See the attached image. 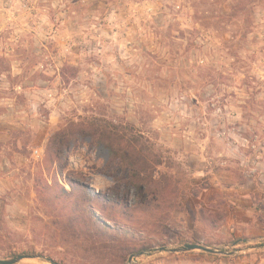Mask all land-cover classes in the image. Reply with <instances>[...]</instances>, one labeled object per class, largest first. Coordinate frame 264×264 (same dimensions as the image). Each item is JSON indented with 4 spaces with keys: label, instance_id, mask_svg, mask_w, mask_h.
Instances as JSON below:
<instances>
[{
    "label": "rangeland",
    "instance_id": "374dc122",
    "mask_svg": "<svg viewBox=\"0 0 264 264\" xmlns=\"http://www.w3.org/2000/svg\"><path fill=\"white\" fill-rule=\"evenodd\" d=\"M20 254L264 264V0H0V258Z\"/></svg>",
    "mask_w": 264,
    "mask_h": 264
},
{
    "label": "water",
    "instance_id": "95a60500",
    "mask_svg": "<svg viewBox=\"0 0 264 264\" xmlns=\"http://www.w3.org/2000/svg\"><path fill=\"white\" fill-rule=\"evenodd\" d=\"M202 249L205 251H216L208 246H204L200 243H188L186 244L183 248H179V249H175V251H181V250H189V249ZM24 257H29L28 255H24V254H20L17 257L14 258H9V259H5V258H0V264H14L17 261H19L20 259L24 258ZM133 257V256H132ZM131 257V258H132Z\"/></svg>",
    "mask_w": 264,
    "mask_h": 264
},
{
    "label": "crops",
    "instance_id": "0c3cea01",
    "mask_svg": "<svg viewBox=\"0 0 264 264\" xmlns=\"http://www.w3.org/2000/svg\"><path fill=\"white\" fill-rule=\"evenodd\" d=\"M211 248V247H210ZM213 249V248H212ZM202 250V249H201ZM216 251H205L203 250L204 252L206 253H209V254H221V255H231L229 252H222V251H219L217 249H214ZM222 257V256H221ZM221 260H224L223 258H221Z\"/></svg>",
    "mask_w": 264,
    "mask_h": 264
},
{
    "label": "trees",
    "instance_id": "16d2710c",
    "mask_svg": "<svg viewBox=\"0 0 264 264\" xmlns=\"http://www.w3.org/2000/svg\"><path fill=\"white\" fill-rule=\"evenodd\" d=\"M49 260L51 261L52 264H58L57 261H55V260H53V259H51V258H50Z\"/></svg>",
    "mask_w": 264,
    "mask_h": 264
}]
</instances>
